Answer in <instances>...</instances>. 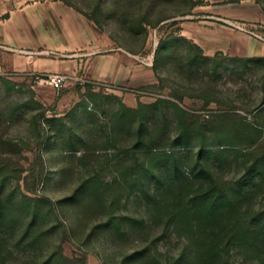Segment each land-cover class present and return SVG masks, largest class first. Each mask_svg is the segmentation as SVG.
I'll return each instance as SVG.
<instances>
[{"label":"rangeland","instance_id":"obj_1","mask_svg":"<svg viewBox=\"0 0 264 264\" xmlns=\"http://www.w3.org/2000/svg\"><path fill=\"white\" fill-rule=\"evenodd\" d=\"M63 1L148 82L0 76V264H264V59L181 35L264 38V0Z\"/></svg>","mask_w":264,"mask_h":264},{"label":"crops","instance_id":"obj_2","mask_svg":"<svg viewBox=\"0 0 264 264\" xmlns=\"http://www.w3.org/2000/svg\"><path fill=\"white\" fill-rule=\"evenodd\" d=\"M182 24L181 35L204 56L264 59V38L228 25L225 14ZM242 18V17H241ZM149 69L131 60L81 12L63 0H0V76L66 74L89 83L142 86Z\"/></svg>","mask_w":264,"mask_h":264},{"label":"built area","instance_id":"obj_3","mask_svg":"<svg viewBox=\"0 0 264 264\" xmlns=\"http://www.w3.org/2000/svg\"><path fill=\"white\" fill-rule=\"evenodd\" d=\"M241 29V27H238ZM258 36V35H256ZM258 38H262L261 36H258ZM37 79L39 80L40 83L47 84L51 86L54 89H61L73 79L72 76L66 75V74H57V73H51L47 75H40L37 76ZM75 83L79 84H85L87 81L83 78L80 77H74Z\"/></svg>","mask_w":264,"mask_h":264},{"label":"trees","instance_id":"obj_4","mask_svg":"<svg viewBox=\"0 0 264 264\" xmlns=\"http://www.w3.org/2000/svg\"><path fill=\"white\" fill-rule=\"evenodd\" d=\"M89 18V17H88ZM90 20H92L91 18H89ZM96 24H97V22H95ZM98 25V24H97ZM195 47L200 51V52H202V50H201V48L199 47V46H197V45H195Z\"/></svg>","mask_w":264,"mask_h":264}]
</instances>
